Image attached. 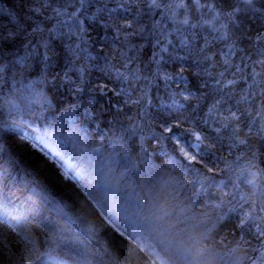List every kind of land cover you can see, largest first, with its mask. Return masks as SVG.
<instances>
[{"label":"trees","instance_id":"obj_1","mask_svg":"<svg viewBox=\"0 0 264 264\" xmlns=\"http://www.w3.org/2000/svg\"><path fill=\"white\" fill-rule=\"evenodd\" d=\"M0 1H2L0 7L13 8L14 0ZM114 1L104 2L107 12L110 13L109 18L107 17L108 21H101L106 11H101L100 17L93 16L95 11L98 13L99 10L104 9L101 1L94 3L98 9H93L91 15L87 13L89 9L79 10L81 12L77 13L78 18L83 22L82 28L86 29L85 25L89 24L90 30L87 28L86 31L77 32L74 36H69L67 27V24L74 23L70 19L73 9L69 11L64 7L65 0H36L31 6L39 8L40 11L32 14L31 21H22L28 32H32L33 28L39 29L34 36L28 38L32 44L27 49L31 51L35 48L37 54L24 61L23 64L28 65L26 70L23 69V64L5 68L4 80L0 83V124L3 125V131H0V178L3 177L5 181L15 179L19 183L17 190L21 194H27V187L24 184L27 186L26 182L34 180L36 189L49 201L53 212L59 216L60 223L54 227L50 215L43 209L42 214L47 218L43 225L25 223L18 232L8 228L0 220V264H28L29 259L32 260V264H41L37 260L43 255L51 256L56 246L60 249L65 244L71 245L72 241L68 233L57 231L62 224H67V228L71 226L59 205L64 210L63 205L69 204L71 207L69 214L89 226L98 223L105 225L107 222L106 217L97 208L91 207L88 201L85 202L81 197L85 193L76 185L79 183L78 177H75L76 183L71 181L73 172L57 163V159H53L47 151L33 142L34 125L44 126L51 114L63 120V116L68 111L75 116V119L70 121L66 118L63 122L59 121L58 125H54L58 137L64 139L73 131H78V135L91 144L110 146L117 158L122 156L133 161L135 166H130L136 168L133 173L134 179L138 181L142 176L149 187V192L142 200L147 209L145 213L151 206V214L148 212L150 219H160L170 214L152 211L154 198H151L150 192L154 194L156 191L177 195L184 201L194 202L197 213H205L209 217L206 221H202L201 216L198 215L192 220L183 219L180 222L172 214L170 217H165L166 235L175 234L183 241L185 248L188 249L186 255L195 259L193 264H264V241L254 238L256 225L264 228V221L259 219L264 217V212H259L256 207L264 202V171H262L264 155H261L264 153V147H261L264 141L257 136V133L264 136V104L261 103L264 101V96L260 95L264 92V80L261 76H254L255 84H252V73L249 70H247L249 78L246 82L240 79V74H237L238 83L232 86V92L227 97L229 103L225 107L218 105L219 110L210 113L209 110L213 108L217 99L223 104L225 97L219 96L215 91V80L203 75L204 71L213 75L224 71L222 65L226 59L229 60L226 47L229 48L228 44L237 36L240 37L242 47L249 46L245 53L254 52L258 56L260 51H264V40L260 39L264 37V15L238 12L237 16L243 22V36L237 33L234 38L222 39L224 34L222 35L220 31L209 30L210 25L216 28L218 26L212 17L215 12L211 9L215 5L225 13L232 10L229 5L235 7L241 5L239 0H227V3L224 0L218 2L201 0V5L208 4L207 8L188 4L187 8L191 9L190 13L194 18V20L187 19L188 24L183 23L185 18L179 12L186 9L177 7L184 3L183 0H159L157 6L152 5L154 11L145 10L142 6L145 3L142 0H127L125 5L119 0H116V3ZM42 4L47 6L42 7ZM161 6L168 11H164ZM259 6L258 0L256 7ZM56 8L64 10V13L51 16V10ZM53 18L57 21L62 18L61 24L64 18L68 21L63 23V26L54 27L56 20ZM130 19L134 22V26L139 23L142 25L139 33L134 26L126 27ZM205 21L210 23L205 24ZM0 24L8 30L13 27L8 19L2 17ZM29 24H32L31 28L28 27ZM227 24L225 20L224 25ZM46 29L52 31L51 36L44 34ZM224 29L229 37L236 32V28L232 25ZM38 36L47 41L56 53L50 55L48 60L42 55L45 49L39 46ZM152 41H159L156 48L152 47ZM22 43H27V40L22 42L21 39H16L14 43L2 45L6 54L5 63L25 55L26 49ZM70 44L73 48L79 44L82 49L79 58L68 50ZM98 45L100 50L111 48L113 51L115 48L120 55L127 53L134 59L136 66L125 68L131 75L126 79L123 75L122 62L111 63V70L116 72V79L120 81V85L123 84L122 97H134L137 91L149 95L150 109L140 112L129 105L124 109H113V102L120 96L112 91L113 87L110 83L112 81L101 73L103 67L97 57ZM165 47L168 51L161 52ZM216 48H219L221 56H213ZM9 52L15 55H7ZM143 53L150 54L149 62H145L146 64L140 60ZM154 53H160L155 61L152 59ZM160 56H163V59ZM260 56L264 60V56ZM181 68L184 69L182 75L189 81L188 87L194 94L187 100L181 96H173L174 92L184 87V85L177 86V73ZM196 73H201L203 79L208 81L207 89L197 90L201 80ZM165 76H172L173 79L165 80ZM228 78L231 79V76ZM99 84H107L108 88L101 92L97 88ZM22 97L27 100L22 101L20 99ZM44 97L47 99L45 100ZM243 97H247V100ZM173 100L184 106L181 112L175 110ZM228 108L232 111L240 109L244 113L241 122L234 126L236 130L241 131L242 134L239 136L234 135L233 126L222 127L221 121L228 123L223 120L224 116L229 115ZM237 115H241V111H237ZM78 117L80 119L77 121ZM182 117L187 119V124L183 126L186 128L178 130L181 144L192 154L197 155L198 159L203 160L202 164H194L190 169H186L187 162L179 156L175 165L170 163L172 156L176 155L172 150V144L168 141L156 140L153 133L158 132L159 128L148 120L154 118L155 121L161 122L163 118L170 120ZM245 124L248 126L245 127ZM20 126L22 128H19ZM217 129L220 131L217 132ZM197 134L201 137V145L198 149L188 144L197 140ZM249 137L252 138L257 149L256 158L251 160L246 155V147L239 145L241 139L247 140ZM124 152H128L130 156L125 157ZM90 160L86 159V163L81 165L96 168L107 164V160L100 158ZM122 160L114 159L112 164H121ZM204 165L212 168L213 172H208ZM17 171L23 176L14 175ZM13 176L16 178L13 179ZM205 176H214L216 183L204 180ZM24 179L27 181L25 182ZM184 179H190L189 184L181 188L177 182ZM249 179H254L255 185L247 183ZM220 181H223V184ZM202 184L204 187H201ZM3 185L0 180V186ZM241 196L245 200H241ZM248 212L257 218L251 233L241 232L235 227L238 217ZM34 216L36 212L31 215ZM197 228L202 229L203 233L197 232L195 230ZM97 234L86 235L95 240L97 238L112 243L118 251L117 256L127 264H160L147 250L140 249V252H137L131 246H126L124 238L128 236L124 233L123 235L107 234L109 238L99 237ZM188 238L202 240L203 256L191 255L186 244ZM60 250L61 253L54 257L58 260V264H65L61 260L76 258L71 248H66V251Z\"/></svg>","mask_w":264,"mask_h":264},{"label":"bare ground","instance_id":"obj_2","mask_svg":"<svg viewBox=\"0 0 264 264\" xmlns=\"http://www.w3.org/2000/svg\"><path fill=\"white\" fill-rule=\"evenodd\" d=\"M100 1L105 8V0H89V2L83 6L75 3V0H65L64 7H66L69 11L71 9H75L76 13H80L81 11L79 12V10L84 11V9H89V12L87 11V13L91 15L93 9H98V6H96L94 3ZM119 1L123 5L127 4V0ZM1 2L2 1H0V4H2ZM114 2L116 3V0ZM142 2L145 3V5H142L145 10L154 11L152 7V0H142ZM158 2L159 0H157V4ZM183 2L185 3L186 0H183ZM203 2L205 1L203 0ZM161 8L164 11H168L163 6H161ZM175 10H177V8H175ZM100 12L101 11L96 13L95 11L93 16L100 17ZM179 12L181 13L180 15L185 19L194 20L193 14L190 13V8H186V10H179ZM214 12L221 13L220 16L214 20L218 23L217 28L223 35L226 33L225 29L221 28V25H224L226 20L224 19V13H222L218 7H215ZM63 13L64 10L61 11L59 8H56L51 10L50 15L58 16L62 15ZM237 14L238 13H236V15ZM109 15L110 13L106 11L105 16H103L101 21H108ZM53 19L56 20L54 27L63 26V23H60L62 18H59L58 21L56 18ZM64 19L63 22L67 23V18ZM129 23L134 26V22L131 21V19L129 20ZM88 25L89 24H86L85 27L87 26L86 29L88 28V30H90ZM134 28L136 32L139 33L142 30V25L140 23L136 24ZM217 28L213 25H210L209 30L213 31L217 30ZM46 30L47 31H45L44 34H46L48 37L51 36L52 31L48 29ZM63 30L64 29H62V31ZM37 39L39 43L42 40L40 36H38ZM233 44H235L234 48L232 47ZM255 44L258 45L256 42ZM151 45L153 48H156L157 42L152 41ZM241 45L242 43L240 42V37L237 36L234 41L228 44L229 48L226 47L227 57L234 64L240 63L239 57L244 55L245 51L249 47H242ZM241 49H243L244 52H241ZM220 53L221 52L219 48H216L213 56H221ZM247 55L252 56L253 62H256L254 69L251 67V63H249L248 68V70L252 73L251 83L255 84L254 76H261L257 75V73L264 71V69H262L261 65L258 63V61L262 59L259 53L258 56L254 54V52L248 53ZM97 57L100 59L103 67L101 73L103 75L105 74L104 76L112 81L110 83L112 84L111 87H113L115 90L114 94L116 95L118 93L117 95L120 96L118 100L113 102V109H124V107L126 108L127 105H129V107H135L136 109L140 110V112H145L146 110L150 109L151 100L149 95H144L137 91L135 92L134 97H122L123 84L120 85V81L116 79V72L111 70V63H116V61L122 62V64H124L123 67L121 66L123 75L125 77L131 76L125 68L130 67L131 65L136 66V63L129 54L125 53L124 55H120L118 49L115 48L113 51H111V48L100 50V45H98ZM149 58L150 54L143 53L140 60L141 62L145 63L149 62ZM27 66L28 65L26 63L23 64V69L26 70ZM136 70L139 71L138 68H136ZM22 90L24 91L23 82ZM23 97L20 98L22 101L27 100L23 99ZM66 118H69L71 121L72 119H75V116H72L68 111L67 114L63 116V120ZM79 119L80 118L78 117L77 121ZM63 120L57 115L54 116L51 114L49 119H47L45 124H43L46 127L42 125H34V128H32L34 131L32 134L34 136L33 142L34 144L40 146L43 150L47 151L49 155L53 157V159H57V163H60V165H63L68 170L73 172L71 173V181L76 183L75 177H78L79 183L76 185L82 192L86 194H82L81 197L84 198L85 202L87 200L91 207L97 208V210L106 217L107 222L105 225L98 223L96 225L89 226L81 219L75 218L69 214V211L71 210L69 204L63 205L64 210L68 211L67 213L62 209V206L59 205L60 209L66 214L71 226L67 228V224H62L57 231L59 233H68L72 241L71 245L65 244L61 246L60 249L66 251V248H71L76 257L75 259L68 258V262L65 260H61V262H64L65 264H127L120 256H117L118 251L112 243H109L107 240H97V238L95 240L89 236L98 233L97 236L99 237H108L107 234L113 235L114 233H117L119 235L120 233H124L128 236L124 238L126 246H131V248L135 249L137 252H140V249L147 250L160 264H166L160 255L167 258L173 264H193L195 259H191L186 255L188 249L185 248L183 241L175 234L171 236L166 235L164 230V226H166L165 217H170L172 214L179 220V222L183 219L192 220L198 215L201 216L202 221H206V219L209 217L205 213L198 214L195 210L196 206L194 202L184 201L177 195H170L161 191H156L154 194L150 192L151 198H154L152 211L169 212L170 214H166L160 219H150L148 212L151 214V206H149L148 212L145 213L147 209L142 200V198H145L144 195L149 192V187L146 183V180H144L142 176H140L138 181L134 179L133 173L136 169L135 167H132L134 162L124 159L122 156L117 158L116 153H113L114 151L110 149V146L105 147L101 144H91L88 140L81 138L78 135V131H73L68 137L60 139L58 137L57 131L54 129V125H58L59 121L63 122ZM148 120L154 126H158L165 119L163 118L161 122H159V120L155 121L154 118H150ZM174 120H178L181 123V128H186L183 127L187 124L186 118H171L168 121L174 122ZM19 128H22V126ZM19 130L23 131L22 129ZM188 144L191 147L198 149V147L201 145V140H193ZM96 158L107 160V164L96 166V168L95 166L91 167L81 165L86 163V159L90 160ZM114 159L123 160L121 164L113 165L112 162ZM14 175L23 176L18 171L14 173ZM14 178L16 177L13 176V179ZM0 180L4 183L3 187L0 186V220L8 228L18 232L20 227L25 223L43 225V223L47 221V218L42 214V209L48 212L53 221L54 227L59 225V216L56 212H53L49 201L41 195V191L36 189L35 183L33 182L34 180L32 182H26L27 180L24 179L27 183V186L24 184L25 187H27V194H21L17 190L19 183L16 182L15 179L13 181H5L2 177ZM188 180H180L177 183L180 184L181 188H185L184 186L189 184ZM37 208H40L41 210L39 211ZM34 212H36V216L31 217ZM37 213L39 214L37 215ZM183 226L184 224H182V227ZM116 229H119V231ZM195 230L201 234L203 233V230L200 228ZM85 233L89 235H86ZM186 244L193 257L204 255V245L202 240L188 238L186 240ZM60 249L56 246L51 252V256L43 255L41 259H38L37 261H39L41 264H58V260L54 259V257L55 255L58 256L61 253Z\"/></svg>","mask_w":264,"mask_h":264},{"label":"snow or ice","instance_id":"obj_3","mask_svg":"<svg viewBox=\"0 0 264 264\" xmlns=\"http://www.w3.org/2000/svg\"><path fill=\"white\" fill-rule=\"evenodd\" d=\"M35 2L36 0H14L12 9L0 7V17L8 19L9 23L13 26L11 30H8L3 24H0V83H2L4 80L3 74L5 71V68L14 66L16 64H23L26 59H28L29 57L35 56L37 54L35 51V48H33L31 51H28L27 49L29 48V45L32 44V41L28 38L31 36H34L39 29L38 27L33 28L32 32H28L27 28L22 23V21L24 20L31 21L32 14L40 11L39 8L31 6ZM88 2L89 0H75V3H78L80 6H83ZM224 2L227 3V0H224ZM257 2L258 0H243L244 5H246V8L244 9L237 8L235 7V5H229V7H231L232 10L226 11L224 13L225 19L227 20L228 24L221 25V28H225L228 25H232L236 28V32L232 34V37H229L228 33L226 32L222 36V39L234 38L237 35V33L243 36V22L238 18L236 13L243 11V12H250L256 15H264V0H259V4H260L259 7H256ZM189 3L194 4L196 6L205 7V8L208 7L207 3H204L203 5H201V0H186V2L181 4L180 6L186 9ZM152 5L157 6V0H152ZM46 6L47 5L42 4V7H46ZM211 10L215 11V5H213V8ZM99 11H107L106 5L104 9H101ZM220 14L221 13L219 12L215 13L217 17H219ZM70 19H72L74 23L67 24L69 36H74L77 32L86 31V29L82 28L83 22L78 18V14L75 12V9H73V13L70 15ZM101 19H103V17H101ZM62 23H66V22H62ZM183 23L188 24L189 21L185 19ZM205 23H210V22L205 21ZM28 27L31 28L32 24H29ZM126 27L131 28L132 25L128 23ZM217 31H219V29H217ZM5 32H7V34H5ZM135 34L136 33H133V35ZM16 39H21L22 42L24 40H27V43H22V46L26 49L25 55L23 57H19V59H13L5 63L6 54L3 51L2 45L4 43H14ZM260 39L264 40V37H260ZM181 42L186 43V41H181ZM157 43H159V41H157ZM39 46L45 49V51L42 53L45 60H48L50 58V55L56 54L54 49L50 47L49 43L43 39L41 40ZM232 47L234 48L235 44H233ZM68 50L72 52L73 56H76L77 58H79V52L82 51V49H80L79 44L75 45V48H73L71 44L68 45ZM167 51L168 49L166 47L161 49V52H167ZM240 51L244 52L243 49H241ZM259 54L264 56V51H260ZM7 55L14 56L15 53L9 52L7 53ZM158 55H160V53L153 54L152 56L153 61L156 60V56ZM160 58L163 59V56H160ZM177 58L184 59L183 57H177ZM239 59H240L239 64H234L232 61L226 59L222 65V67L224 68V71H220L216 75H213V73L211 72L204 71L203 75H207L212 80H215L214 88H215V91L219 94V96L225 97L223 104H221V101L217 99L216 103L213 105V108L209 110L210 113L213 111H218L219 110L217 107L218 105L221 107H225L229 103V100L227 99V97L232 92V86L238 83V80L236 78L237 74H240V79L246 82L247 79L249 78L247 75L249 63H251V67L253 69L255 68L256 62H253L252 56L247 55V53H244V55L240 56ZM258 63L261 65L262 69H264V60H259ZM183 72H184V69L181 68L180 72L177 73V76H178L177 86L179 87L180 85H184V87L182 90L174 92L173 96H181L187 100L189 97H192L194 94L188 87L189 81L187 80L186 77L182 75ZM257 75H261L262 80H264V71H262L261 73H257ZM196 76L201 80V84L198 86L197 90L200 91L202 89H207L209 87L208 81L203 79V76L201 75V73H196ZM229 76H231V79L228 78ZM172 79H173L172 76H165V80H172ZM97 88L101 92H104L108 88V85L99 84L97 85ZM112 91H115V90L113 89ZM185 93H187V95ZM260 95L264 96V92H261ZM44 99L46 100L47 98L44 97ZM243 99L247 100V97H243ZM172 103H173L175 110L177 112H181L184 106L180 104L179 102H177L176 100H173ZM261 103L264 104V101H261ZM227 111L229 115L224 116L223 120L228 121V123L225 124L223 123V121H221L222 127L227 128L229 126H233L234 135L235 136L241 135L242 134L241 131L236 130L234 126L241 122L242 116L244 114L243 111L240 109H237V111H241V115H237V111H232L230 108H228ZM247 126L248 125L245 124V127ZM158 128H159V131L153 133L154 138H156L158 141L170 142L172 144L173 152L176 153V155L172 156L170 163L175 165L177 163V156H179L180 158H182V160L187 162L186 169H190L191 166L194 164L203 163L202 158L198 159L197 155L192 154L188 148L184 147L181 144V138H180L179 131H178L181 128V123L178 120H176V122L164 120L158 125ZM0 131H3L2 124H0ZM219 131L220 129H217V132ZM257 136H259L261 141H264V136H260L259 133H257ZM196 139L201 140V137L197 134ZM239 145H244L246 147L247 149L246 155L250 157V160L256 158L257 149H256L255 143L252 142L251 137H249V139L247 140L241 139L239 141ZM261 147H264V144H262ZM261 155H264V153H261ZM124 156L129 157L130 155L128 152H124ZM239 158L240 157H238V159ZM133 166L135 165L133 164ZM204 167L207 168V165H204ZM194 170L199 171V169H194ZM207 171L213 172V169L207 168ZM204 180L211 181L213 184L216 183L214 176H211V177L205 176ZM220 183L223 184V181H220ZM247 183L251 185H255V180L249 179ZM201 187H204V185L202 184ZM240 199L245 200L243 196H241ZM256 207L258 208L259 212H264V202H261ZM241 209H243V205H241ZM256 219L257 218L254 217L251 212L245 213L244 215L238 217V221L235 227L238 228L241 232L251 233L252 226L256 224ZM259 219L261 221H264V217H260ZM256 227H257V231L255 233L254 238H256L257 240L264 241V228H261L259 225H256ZM116 230L119 231V229H116ZM120 234L123 235V233H120ZM29 243H31V241H29ZM28 264H32L31 259L28 260Z\"/></svg>","mask_w":264,"mask_h":264},{"label":"rangeland","instance_id":"obj_4","mask_svg":"<svg viewBox=\"0 0 264 264\" xmlns=\"http://www.w3.org/2000/svg\"><path fill=\"white\" fill-rule=\"evenodd\" d=\"M239 2L241 3V5H238L237 8L242 7L245 8L246 5H244L243 0H239ZM212 17L214 19H217L218 17L215 15V13H213ZM162 257V260L166 263V264H173L171 261H169L167 258H165L164 256L160 255Z\"/></svg>","mask_w":264,"mask_h":264}]
</instances>
